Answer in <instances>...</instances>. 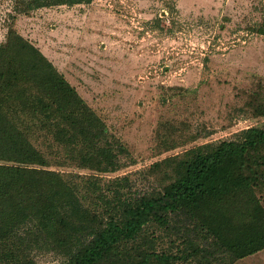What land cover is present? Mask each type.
I'll return each instance as SVG.
<instances>
[{
  "label": "trees",
  "instance_id": "16d2710c",
  "mask_svg": "<svg viewBox=\"0 0 264 264\" xmlns=\"http://www.w3.org/2000/svg\"><path fill=\"white\" fill-rule=\"evenodd\" d=\"M92 1L12 0L0 43V264H34L44 249L64 264H233L263 250L264 126L155 163L165 177L144 196L126 177L106 193L94 176L51 168L115 172L128 152L15 27L21 14ZM252 30L264 35V8Z\"/></svg>",
  "mask_w": 264,
  "mask_h": 264
},
{
  "label": "rangeland",
  "instance_id": "374dc122",
  "mask_svg": "<svg viewBox=\"0 0 264 264\" xmlns=\"http://www.w3.org/2000/svg\"><path fill=\"white\" fill-rule=\"evenodd\" d=\"M12 0H0V43ZM264 0H93L44 7L15 20L106 122L128 152L119 170L52 169L113 180L144 196L160 186L152 166L201 144L264 126ZM252 102V106L248 103ZM126 188V190H128ZM161 246L170 245L167 240ZM34 264H64L34 250ZM233 264H264V249Z\"/></svg>",
  "mask_w": 264,
  "mask_h": 264
}]
</instances>
